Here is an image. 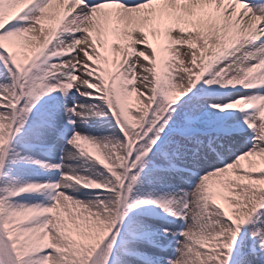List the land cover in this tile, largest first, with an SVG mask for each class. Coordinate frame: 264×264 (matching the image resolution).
<instances>
[{"label": "snow or ice", "instance_id": "snow-or-ice-1", "mask_svg": "<svg viewBox=\"0 0 264 264\" xmlns=\"http://www.w3.org/2000/svg\"><path fill=\"white\" fill-rule=\"evenodd\" d=\"M0 63L9 77L0 82V175L18 160L70 169L0 188V264H264V0H0ZM208 85L237 91L214 102ZM73 89L101 102L64 108L78 151L61 164L15 151L17 135L46 140L59 127L55 110L33 112L36 98ZM130 93L145 97L134 116ZM105 108L120 136L75 130L73 117L108 116ZM228 110L238 122L217 115ZM243 126L251 135H234ZM232 140L251 146L225 162ZM80 157L83 172L64 163ZM173 175L194 177L191 191L133 196L142 180L163 186ZM81 188L92 194H71ZM44 189L47 203L14 200ZM147 206L181 226L124 223ZM136 240L173 254L137 252Z\"/></svg>", "mask_w": 264, "mask_h": 264}, {"label": "rangeland", "instance_id": "rangeland-1", "mask_svg": "<svg viewBox=\"0 0 264 264\" xmlns=\"http://www.w3.org/2000/svg\"><path fill=\"white\" fill-rule=\"evenodd\" d=\"M36 42H39V41L36 40ZM8 79H9V77H8L7 70L4 68V65L2 63H0V82H6ZM134 83H138V81H134ZM200 86H201V82H197V85L194 86V89L197 87H200ZM211 86H215V85H208L205 87L207 89ZM59 93H60L59 91H56V92H53L50 94L39 95L36 98L37 108L33 109V112L35 113L38 109L49 111V112L55 110L57 115H58V118H59V125L66 126L69 124H67V122H66L67 118L65 117V114H64L65 106L72 107L73 104H82V105H98V104H101V102L98 99H89V98L80 96L75 91V89H73L71 92H69L67 96H64L61 93L60 94ZM54 94H57L58 98H53L52 96ZM61 97H63V98H61ZM64 98H66V99H64ZM60 99L61 100L63 99L62 103L60 102ZM87 100H88V102H87ZM224 100H222L219 103H223ZM144 101H145V97L140 95L139 93H130V95L128 96V106H129L130 114L134 116L138 111L142 110V108L144 106ZM104 111L109 112L110 114L108 116H104V118L93 116V117H86L85 120H81L78 118H76V120H77V122L79 120V123L81 125H83L84 129H87L86 133L91 137L103 138V137H118V136H120V130L116 127V122H115L113 115L111 114L110 110L105 108ZM217 115L222 120L226 121L227 123H233V122L239 121V115L231 118L230 120H227L228 111L218 112ZM99 118H101V119L98 122ZM102 124H105V125L101 127L100 125H102ZM243 127H246V126H243ZM26 128H27V126H26ZM70 135H72V134H70ZM247 135H251V133L248 130H246L243 134H241V135L238 134L236 136H245L246 137ZM45 141L46 140L38 139L35 133H31V134L21 133L20 135H17L15 137V139L12 141V147L15 151H17V152H19L25 156H31L33 154L30 152V150H36L35 154L39 155L40 153H43L42 150H40V149H41V146L44 145L43 143ZM234 142L236 143L237 140H232L230 143H228L226 150H225V153L228 152V150L230 148H232V145ZM67 146H69V145H67ZM250 146H251L250 143L248 145H246L244 143V147L242 150L237 149V150L229 151L231 153V156H230L231 158L227 155H224L225 162H227L228 160L234 159L235 155H238L243 150H247V148ZM75 151H78V150H75ZM51 154L53 155V157H56L59 155L57 152H55V153L52 152ZM86 159L87 158H85V157H80L79 159H77V160H80V162L76 163L77 166L76 165H74V166L77 167L78 172L84 171V169L79 167V165L84 164ZM21 162L22 161L18 160L16 163H11V161H10V163L14 164V165L5 167L3 174L0 175V188L14 187V186H19L23 183L42 182L43 181L41 179L44 177L37 174V173L41 172V170H42L41 166L39 167V165L36 164L35 166L31 167L29 170L26 171L28 173H25V172L20 171L19 168L17 167V165L19 166V164H21ZM47 162L50 164H56V161H54L53 159H47ZM214 163H217V161H214ZM69 171H70L69 168L65 169V172H69ZM146 171H147V169H146ZM54 173H55V170H48L47 169V171H45L44 174L46 176H51V174H54ZM168 185H171V187H172V182L168 179L164 182L163 186L159 182L147 183V182H143V180H142V183L137 186L136 191L133 193V196L135 198H141V197L160 196L162 193L170 194L169 192L171 190H170V187ZM186 188H185L186 190H190V191L192 189L190 187H186ZM35 193L38 195L37 192L26 193L23 196H19L18 198H14V200L17 202H20V203L35 204V203H38L37 201L34 200V196H37ZM71 194L74 196H78L81 199H85L88 196H90L92 193H90L86 189L81 188L80 191L72 192ZM151 209H152V206H147L144 210H141V211L132 210L131 212L128 213V217L125 219L124 223L127 224L128 221L131 220L132 218H136V219L141 218L144 220L154 221L152 218H149ZM153 213L156 214V216H153V217H156V218L159 217V216H157L158 214H157V211L155 209H154ZM140 223L142 224V222H140ZM150 224L151 225H149V223H144V226H146L152 230L159 229V227L161 226V223H158V224L150 223ZM175 228H176V225L172 228V230L174 231ZM133 234H134V229L130 228L129 232L127 234L123 231V228L121 229V235L122 236H124V235L131 236ZM144 241L145 240H136L134 242V244L132 245L133 249L135 251H139V249H140V252H145L147 254L153 255L154 250H151L152 248L148 243H146V247H148L147 251H144L143 249H141V246H144V243H143ZM155 255H157V254H155ZM163 256H168V255H163ZM128 258L131 259V260L128 259V264H139L140 263V261L135 260L132 256H129Z\"/></svg>", "mask_w": 264, "mask_h": 264}, {"label": "bare ground", "instance_id": "bare-ground-1", "mask_svg": "<svg viewBox=\"0 0 264 264\" xmlns=\"http://www.w3.org/2000/svg\"><path fill=\"white\" fill-rule=\"evenodd\" d=\"M34 40H37V41H39V38L38 37H34ZM87 102H88V100H87ZM102 118H104V117H102ZM100 119L101 118H99L98 119V122L100 121ZM77 129H78V131H80V132H82L83 130H84V127L83 126H81V124L79 123V120H78V122H77ZM243 147H244V143H242V142H236V145H235V149L237 150V149H239V150H242L243 149ZM224 155H227V156H231V153L230 152H226ZM73 162L75 163V165H76V163H79L80 162V160H67V161H64V163H66V164H69V165H72L73 164ZM206 163H209V162H206ZM210 163H214V161H211ZM77 166V165H76ZM139 222H142V224L144 225V223H149V225H151L150 223H154V224H158L157 222H155V221H151V220H144V219H141V218H138L137 219ZM168 226H172V224L171 225H168ZM146 244H144V246H141V249H144V250H146ZM165 253H163V255H164ZM129 259V258H128ZM129 260H131V259H129ZM139 263V262H138ZM140 264V263H139Z\"/></svg>", "mask_w": 264, "mask_h": 264}]
</instances>
